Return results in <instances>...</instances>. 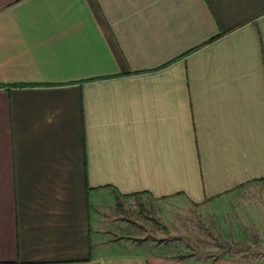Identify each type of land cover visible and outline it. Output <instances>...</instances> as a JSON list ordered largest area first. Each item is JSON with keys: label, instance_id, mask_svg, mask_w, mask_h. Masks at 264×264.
I'll list each match as a JSON object with an SVG mask.
<instances>
[{"label": "crops", "instance_id": "obj_1", "mask_svg": "<svg viewBox=\"0 0 264 264\" xmlns=\"http://www.w3.org/2000/svg\"><path fill=\"white\" fill-rule=\"evenodd\" d=\"M142 197L219 249L117 236ZM251 240L264 0H0V264H264Z\"/></svg>", "mask_w": 264, "mask_h": 264}, {"label": "rangeland", "instance_id": "obj_2", "mask_svg": "<svg viewBox=\"0 0 264 264\" xmlns=\"http://www.w3.org/2000/svg\"><path fill=\"white\" fill-rule=\"evenodd\" d=\"M123 211H120V216L126 221L120 223V234L117 236L130 235L136 241L151 240V241H170L177 245L176 249H180L185 255L194 253H200L199 255H206L209 252H213L219 248H214L213 244L217 241L219 243V237L215 232L209 231L207 223H203L200 220V216L197 213H187L186 216L174 215L172 221L176 223V226L171 222L170 228L167 229L165 223H163L158 217V208L155 201L142 197L140 199H125L123 201ZM177 222V218H179ZM163 219V218H162ZM122 220V221H124ZM164 220V219H163ZM165 221V220H164ZM178 229V230H175ZM125 232V233H123ZM250 243L255 245L238 246L230 249H235L239 252H244L246 255L259 256L264 255V247L259 246L256 240H251ZM222 251L229 248H220ZM241 252V253H242Z\"/></svg>", "mask_w": 264, "mask_h": 264}, {"label": "trees", "instance_id": "obj_3", "mask_svg": "<svg viewBox=\"0 0 264 264\" xmlns=\"http://www.w3.org/2000/svg\"><path fill=\"white\" fill-rule=\"evenodd\" d=\"M121 194H119V193H117V195H116V199H117V201H119V207L121 206V202H120V198H121V196H120ZM134 195H137V194H134ZM120 237H131L130 235H125V236H120Z\"/></svg>", "mask_w": 264, "mask_h": 264}]
</instances>
